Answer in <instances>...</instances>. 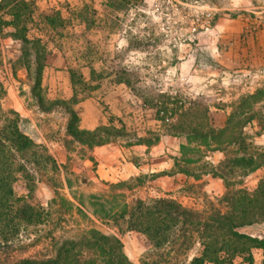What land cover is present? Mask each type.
Returning <instances> with one entry per match:
<instances>
[{"label": "rangeland", "instance_id": "obj_1", "mask_svg": "<svg viewBox=\"0 0 264 264\" xmlns=\"http://www.w3.org/2000/svg\"><path fill=\"white\" fill-rule=\"evenodd\" d=\"M30 1L34 4L35 22L29 36L41 38L46 46L41 95L50 101L68 100L72 95L68 70L79 67L85 79L95 86L86 98L70 105L78 115L79 127L92 130L100 125L114 126L120 131L107 143L123 149L147 141L150 143L146 145H154L160 140L161 146L168 144L169 154L175 155L172 151L176 143L168 141L166 136L172 135L156 116L155 108H145L139 96L115 81L120 72L130 77L144 96L154 97V103L166 102L168 108H173L174 118L180 108L194 105L199 113L208 106L209 120L215 128L224 125L230 104L264 84V0ZM56 11L65 22L52 31L41 19ZM9 31L10 27L4 28V32ZM19 54L18 41L10 36L0 38V81L6 90L1 106L19 114L21 130L46 148L59 166V171L52 173L28 165L35 176L28 200L46 206L54 196L53 186L69 197L66 180L75 195L103 193L108 184L91 178V167L84 163L89 147L73 143L68 148V114L60 105L47 111L39 107L31 94L28 72L17 60ZM90 66L97 72L93 79ZM257 130L256 126L245 129L255 144L264 146V131L255 134ZM175 137L185 142L184 136ZM205 161L186 168L199 174ZM142 162L146 163V159ZM157 174L144 166L138 175L125 180L132 187L126 190L127 200L173 198L202 211L224 192V183L217 194L209 193L203 183H193L191 190H180L175 196L160 194L151 183ZM262 176L264 167L235 187L253 191ZM14 190L18 196L28 194L23 178L14 183ZM94 225L105 234L119 237L124 253L133 263L140 264L143 257L150 256L149 240L124 223L116 226L96 220ZM199 251L200 245L193 242L188 248L173 252L171 264H188ZM236 258L235 264H241Z\"/></svg>", "mask_w": 264, "mask_h": 264}, {"label": "trees", "instance_id": "obj_2", "mask_svg": "<svg viewBox=\"0 0 264 264\" xmlns=\"http://www.w3.org/2000/svg\"><path fill=\"white\" fill-rule=\"evenodd\" d=\"M41 21L55 31L64 26L65 19L56 11L42 16ZM34 22L32 1L0 0V38L10 36L20 43L17 60L28 72L33 98L44 111L55 105L64 108L69 116L68 148L73 143L91 148L111 141L110 137L119 129L111 125L82 129L76 111L70 107L86 98L87 92L95 87L79 67L68 70L72 88L68 100L50 101L41 95L46 46L41 38L29 36ZM5 27L11 31L4 32ZM15 69L13 66L14 74ZM89 69L93 79L97 72L93 66ZM116 77L117 83L125 84L142 99L145 108H155L168 135L184 136L185 142L179 145L181 155L174 163L176 168L195 177L201 173L218 177L224 183V192L207 210L198 211L173 198L127 200L126 190L132 187L124 181L109 183L103 193L75 195L66 180L69 197L53 186L54 196L46 206L33 204L28 195L35 176L28 165L52 173L58 172L59 166L46 148L21 130L19 114L4 110L0 103V264H135L124 253L120 238L103 233L94 225L96 220L110 221L116 226L124 223L129 230L143 234L151 244V254L143 257L140 264H171L172 253L188 248L193 242L200 245V251L188 264H232L235 257L253 264L255 249L262 251L261 264H264V237L244 231L264 222V176L253 191L235 187L264 167V146L255 144L245 131L247 126H256L255 134L264 131V84L230 104L224 125L215 128L209 120L208 106L199 113L194 105L180 108L174 118L173 108H168L166 102L154 103L152 96H144L124 72ZM5 93L0 81V101ZM214 151L223 154L217 165L205 161L199 174L186 168ZM20 177L26 182V196H18L14 190ZM31 249L34 251L30 252ZM154 254L156 258L151 257Z\"/></svg>", "mask_w": 264, "mask_h": 264}, {"label": "crops", "instance_id": "obj_3", "mask_svg": "<svg viewBox=\"0 0 264 264\" xmlns=\"http://www.w3.org/2000/svg\"><path fill=\"white\" fill-rule=\"evenodd\" d=\"M166 137L168 141L173 144L176 143L172 151L175 155L169 154L170 148L168 144L161 146L162 142L160 140L154 145L139 144L130 146L128 149L107 143L89 148V155H87L84 163H87L91 167V178L98 181L97 183L109 184L128 180L130 177L138 175L139 171L146 166L149 172L159 173L151 183L156 185L157 191L160 194L165 192L175 196L180 190H191L193 183H203L204 189L209 193H219V189L221 191L223 183L220 178L214 177L209 173H201L198 177H195L192 174H187L176 169L174 163L181 155L179 145L182 143V140L175 136ZM154 150L155 152H153ZM148 155H151L150 158H147ZM222 155L220 151H214L206 157V160L217 165L222 160ZM145 159L146 163L142 162ZM245 229H248L244 230L245 232L264 237V222L253 224ZM253 256V264H261L262 251L260 249L253 250ZM237 258L241 264H245L242 258ZM235 263L237 262L234 259L232 264ZM204 264L212 263L206 262Z\"/></svg>", "mask_w": 264, "mask_h": 264}]
</instances>
